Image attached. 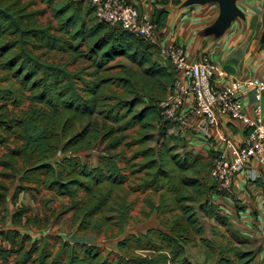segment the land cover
Segmentation results:
<instances>
[{
    "label": "trees",
    "instance_id": "obj_1",
    "mask_svg": "<svg viewBox=\"0 0 264 264\" xmlns=\"http://www.w3.org/2000/svg\"><path fill=\"white\" fill-rule=\"evenodd\" d=\"M41 1L52 10L55 24H40L45 11L30 10L32 4L0 0V71L5 73L0 76V146L7 151L0 158V176L17 182L13 195L0 183V205L11 197L17 206L20 194H35L44 188L70 198L71 210L81 203L77 198L83 191L88 202L75 215V221L82 217L80 229L87 228L91 218L103 210L107 214L96 220L101 221L98 227L115 219L114 224L122 226L132 204L111 201V196L128 181L124 172L129 170L135 190H164L160 206L150 204L152 212L159 215L165 211L171 194V206L179 213L172 220L161 219L164 230L152 228L119 241L118 254L105 255L99 247L67 242L53 254L47 241L34 240L18 229L38 226L40 221L28 216V207H16L10 219L13 228H0L1 264H63L65 251V264H202L192 262L185 250L199 239L206 249L219 250L218 258L206 250L203 264H252L254 253L235 245L241 239L216 246L203 237L196 205L208 217L219 222L223 219L207 197L215 187L209 188L201 179L207 167L201 157L190 151L177 153L178 144L166 138L168 125L162 123L158 105L171 91L173 72L154 61L158 47L99 22L85 1ZM162 2L167 4V0ZM84 6L88 10L84 11ZM167 16L166 10H159L152 20L162 29ZM83 47L89 65L75 71L69 69V63L51 56L76 59ZM118 58L127 59L131 66L108 77L107 72L114 68L110 64ZM12 77L20 87L2 85ZM137 88L148 101L140 109L143 99L136 96ZM26 102L28 108L16 113ZM156 127L157 138L152 134ZM131 130L136 135L127 134ZM155 138L157 146H149ZM105 142L109 149L124 145L133 155L105 153L95 164L76 155H63L70 150L88 151ZM140 157L142 161H138ZM122 161L124 168L120 167ZM109 213L115 214L108 217ZM5 223L0 219V224Z\"/></svg>",
    "mask_w": 264,
    "mask_h": 264
},
{
    "label": "crops",
    "instance_id": "obj_2",
    "mask_svg": "<svg viewBox=\"0 0 264 264\" xmlns=\"http://www.w3.org/2000/svg\"><path fill=\"white\" fill-rule=\"evenodd\" d=\"M39 1L42 3V5H45L47 9L50 10L52 16V10L41 0ZM62 1L63 0H57L55 4H58V2ZM132 2L142 15H147L151 19L153 18L156 11L166 10L168 12L167 21L165 23V26L162 28V34L160 36L161 43L163 45L183 47L188 58L192 61H200L203 59V57H207L213 63H216L218 66L223 68L232 79L244 80L251 77L264 78V0L237 1V8L240 11V15L235 19L229 21L222 20L220 6L215 2L201 3L199 2V0H167V4L163 3L162 0H132ZM21 3L30 5L32 4L30 10H37L32 8L34 4L31 2L21 0ZM85 10H88V8L84 6V11ZM92 13V15L95 16L94 12ZM49 21H53L54 24L56 23L53 16ZM153 59L161 66L168 67L170 70L172 69V66L169 62L163 61L161 59L158 51L154 54ZM223 83V80L219 81V84ZM243 101L246 111L248 113H251L254 109L255 104L257 103L255 93L252 91L246 92L244 94ZM259 102L262 104L264 116V92L262 93ZM222 129L224 133L235 142H241L246 133L243 124L236 122L229 123L228 121H226V119L223 120ZM166 136L167 139H173V144L174 142L178 144L179 149L177 153L184 155L186 152L190 151L201 157V160L207 166L202 172L201 179L209 188L213 187L211 168L217 149L215 143L210 142L200 135L194 134L193 132L187 134L183 133V130L179 125L175 126L171 123L167 126ZM129 140L131 141V139ZM155 145L156 144H149V146ZM137 147L138 146H135L134 149H137ZM125 148L128 149L126 146ZM126 149L122 148L119 153L124 152L126 157H131L133 155V150L128 149L132 154L128 155ZM63 155L69 154L66 153ZM63 155H60L58 159H60ZM103 155L104 154L99 155L93 162H89L81 156H78V158L81 161H87L90 164H95L102 158ZM142 160L143 157H140L138 159V161ZM125 165L126 164L124 161L120 162V167L124 168ZM124 173L128 174L129 178L128 181L125 182L118 191H122L123 188L128 185V183H130L132 192L141 194L143 197L145 207L143 208L142 212L144 216L146 218H150L155 214L158 219L159 226L150 227L147 230L152 228L164 230L160 224L161 219L172 220L173 217H175L179 213V211L175 209V207L171 206L172 195L168 194V208L158 215L157 212H152L150 204H153L156 207L160 206L164 195V190L158 192H155L152 189L146 191L135 190L134 179L132 175H130L129 170ZM16 186L17 183L14 187V191ZM43 191L50 192L57 196L54 192L44 188H42L40 192H36L35 194H30L28 192H26V194L35 196L41 194ZM9 193V195H13V193ZM112 195L113 196H111V201L114 199H119L120 201L125 200L127 203L132 204V207L129 210L127 216L128 221L122 226H118L117 224H114L117 222V219H115L108 225L98 227V224H100L101 221L98 220V222L96 223V220L101 219L107 214L106 210H103L102 213H99L98 215H95L91 218V224L88 225L87 228L80 229L82 217L75 221V215L80 212V207H84V203L88 202V195L85 192L80 191L79 197L77 198V200L81 202L79 204L80 207L77 206L71 209H77V212L74 214V221L76 224H78L80 232L83 231L84 233H88V231H97L103 228L113 227H119L120 230H123L127 225H129L130 213L134 206V202H129L127 199L129 193L127 192L126 194H123L116 191L113 192ZM207 197L214 204L217 210V214L222 217L223 220L219 222L216 218L208 217L202 212L201 209H199L197 205L196 210L197 213L201 212L199 216L202 219V224L203 219L207 220L208 218H210L212 222L211 236H206L204 228L203 237L205 239L214 241L216 243V246L226 245L229 240L235 241L238 238L241 240L243 239L241 243H236L235 245L250 249L252 251H256L253 264H264V177L261 176L257 181L252 182L248 180L245 173L238 174L235 178L233 192L231 194H218L213 189L211 190V192H209ZM8 198L11 199V197ZM59 198L69 199V201L71 202L70 207H72L73 202L70 200V198ZM18 205L20 206V204ZM114 214L115 213H109L108 217H111ZM146 214H150V216H146ZM28 216L32 217V215L30 214V209L28 212ZM214 220H216L219 224L215 223ZM37 227H40V223L38 226L30 225L29 227L18 229L22 232L24 231L23 233L30 235L34 240L47 241L50 244L49 248L53 251V254H57L58 252H60L62 243L66 242L70 245L85 244L99 247L98 245L89 242L86 238L76 237L73 240L64 241V239L59 235L52 234H41L34 237L29 231H31L32 228ZM6 228H13L11 222L10 224L8 223ZM221 228H223L225 231H223ZM147 230L130 235L144 234L147 232ZM214 230L215 233L213 232ZM126 237L120 239L119 241H122ZM52 239L58 240V249H56V247H54V245L50 242V240ZM117 244L116 250H111L109 251V253H119ZM198 246L202 247L201 251L203 258L205 257L206 250L215 258H218L219 250L217 249V247L216 249H206L199 239L196 243L185 246L186 255L192 262H203L196 261L190 256V249H194ZM187 251H189V254H187ZM64 254H66L65 257ZM67 257L68 252L65 251L62 254L63 264L66 263Z\"/></svg>",
    "mask_w": 264,
    "mask_h": 264
},
{
    "label": "built area",
    "instance_id": "obj_3",
    "mask_svg": "<svg viewBox=\"0 0 264 264\" xmlns=\"http://www.w3.org/2000/svg\"><path fill=\"white\" fill-rule=\"evenodd\" d=\"M72 1H85L99 22L158 47L161 59L173 69L171 91L158 105L161 116L179 125L183 133L193 132L215 143L211 175L218 194H231L238 174L245 173L252 182L264 177V116L259 102L264 92V78L232 79L207 57L192 61L183 47L163 45L162 29L150 17L142 15L132 0ZM220 80L224 83L219 84ZM248 91L254 92L257 100L251 113L246 111L243 101ZM224 119L243 124L246 133L241 142L224 133Z\"/></svg>",
    "mask_w": 264,
    "mask_h": 264
},
{
    "label": "rangeland",
    "instance_id": "obj_4",
    "mask_svg": "<svg viewBox=\"0 0 264 264\" xmlns=\"http://www.w3.org/2000/svg\"><path fill=\"white\" fill-rule=\"evenodd\" d=\"M28 2L33 3L32 6L33 9L37 10H44L45 14L40 17L39 23L40 24H46L51 19V12L45 5H42V3L39 0H25ZM87 7L89 9L90 6L87 4ZM81 57H78L76 59L72 57H68V55H60L52 53L51 56L55 57L58 60H61L62 63H69V69L72 71H75L82 67H88L89 63L84 58V54L86 53V48L83 47L81 50ZM110 66L114 67L109 72H107V76L110 77L112 75L121 73L123 71V66H131V64L127 61L125 58H118L116 61L112 62ZM139 72V71H138ZM5 73L3 71H0V76H3ZM10 83H14L15 87H20L19 83L15 78H11L8 82H3V86H8ZM117 89V88H115ZM119 92H122V89H117ZM28 94L29 92L26 91ZM136 96H139L143 99L142 105L139 107L142 108L144 105L148 104V101L144 99V95H142L141 91L137 88L136 90ZM166 98V97H164ZM28 108V102L25 103L21 108L16 109V113H19L23 109ZM9 109L12 111L13 106H9ZM163 119V118H162ZM162 123L165 125H169L171 122L163 119ZM158 127H156V130L152 132L153 136L158 135ZM129 135H136V133L131 130L127 132ZM156 138L155 141L150 143L152 145L156 144ZM130 141V140H128ZM211 142V141H210ZM10 145L13 146V139L10 141ZM109 143L105 142L100 145L94 146L92 149L88 151H79V150H70L67 152L69 155L76 154L77 156H81L84 159L88 160L89 162H93L97 159V157L101 154H118L121 149H126L125 146H121L117 149L108 148ZM128 155H132L131 152L126 149ZM7 153L6 148L4 146H0V158L3 157ZM2 171V167L0 166V172ZM0 183H4L6 186L9 187L10 192L14 193V187L17 182H12L11 180H4L0 176ZM129 193L127 196V199L129 202H134L133 209L130 213V222L129 225H127L123 230H120L119 227H113V228H103L97 231H88V233H84L83 231L80 232L78 224L74 221V214L77 212L76 210H68V208L71 206V202L67 198H59L55 196L54 194L43 191L39 195H33L30 196L26 193H22L20 195V201L18 204L20 206L28 207L30 209V214L33 218H36L40 221V227L32 228L31 235L34 237L39 236L41 234H52V235H59L65 240H73L74 238H86L89 242L98 245L105 254L109 253L111 250H116V244L117 242L133 233H140L146 231L150 227H157L159 226L158 219L156 215H152L150 218H146L142 212L143 208L145 207V204L143 202V197L141 194L133 193L131 190L130 183L126 185L122 191H119V193ZM12 202L11 199L7 198L4 203L0 205V219L2 221L6 220L5 224H0V228H6L8 223L10 224V219L13 215V213L16 211V207ZM197 206V205H196ZM80 207V206H78ZM82 208V206L80 207ZM79 208V209H80ZM201 214V212H199ZM100 217V216H99ZM215 223H217L216 220H214ZM219 224V223H217ZM203 225L205 228V234L206 236H211V226L212 222L211 219L208 218L207 220L203 219ZM30 229V228H29ZM223 231H225L223 228H221ZM24 232V231H23ZM56 237V236H52ZM243 240V239H242ZM50 242L58 249V240H50ZM246 251H251L254 253V258L256 251H252L250 249L243 248ZM202 247L198 246L194 249H190L191 258L196 261H203L205 263L206 261V253L205 257L202 256ZM187 254H189V251H187ZM66 254H64V257ZM255 260V259H254ZM254 262V261H253ZM252 262V264H253ZM1 264V261H0Z\"/></svg>",
    "mask_w": 264,
    "mask_h": 264
},
{
    "label": "water",
    "instance_id": "obj_5",
    "mask_svg": "<svg viewBox=\"0 0 264 264\" xmlns=\"http://www.w3.org/2000/svg\"><path fill=\"white\" fill-rule=\"evenodd\" d=\"M237 1L239 0H199L201 3H218L221 9V18L225 21L233 20L240 15Z\"/></svg>",
    "mask_w": 264,
    "mask_h": 264
}]
</instances>
